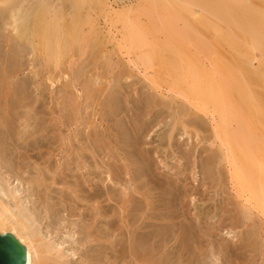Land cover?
<instances>
[{
	"label": "rangeland",
	"instance_id": "rangeland-1",
	"mask_svg": "<svg viewBox=\"0 0 264 264\" xmlns=\"http://www.w3.org/2000/svg\"><path fill=\"white\" fill-rule=\"evenodd\" d=\"M32 1L31 0L28 1V6L30 8L36 6L39 7L41 14V30L38 39L36 37H32L31 45H35L39 53L43 56V61H44L42 65L43 72L45 71L44 73L46 75L47 73L53 70L54 72H56L57 75H59L58 76L59 81L61 78H64V76L67 74L70 83L72 84V86H70L72 89V93H71L70 92L71 89L69 90V86L67 87L68 83H66L64 79H61L66 84L63 81H60L59 84H57V92L54 100L55 105L58 102L59 106L57 107L60 109L63 107L64 110L62 112L57 111L55 118L58 119L61 117L60 121H62L63 123L65 122L66 127L61 126V128H59L60 125L55 123L56 120L53 123V122H45L43 121V119H41L38 122V126L40 127L37 128H41L45 125L46 126L45 128L46 129L48 128L50 130V131L48 129H47L48 131L46 130V132L49 134L47 135L51 137L50 140H52L53 137L52 135H54L57 138L58 137L57 135H61V134H62L61 136H64L66 138L67 137L72 138L73 139L72 145H74L73 147H76V150L75 148L73 147L72 148L76 154H78L77 150L80 151V149L84 146L86 142H88V140L91 141L89 142V144H87L88 148L91 150L90 152H92L93 150V153L94 151L97 153V154L94 153V155L90 153L91 156L90 169L92 168L90 178L92 184H94L95 186L97 187L99 186L100 178L97 176V171H99L98 166H101L100 163L99 164L96 163H98L99 160L101 162L103 159L108 163H106L107 165L106 167H102L100 169L103 171L104 169H106L108 172L110 171L109 174L106 172V174L108 175L106 174L103 175L104 179L106 180L109 179L108 181L104 180L106 181V183L107 182L109 184L111 183V176L113 177L114 181L116 180L115 182H120L118 180L119 178H121L122 180V178L128 179V176L129 178L133 177V180L140 187L139 189L148 188L151 189L154 194H156L154 200L152 201L153 207L155 206L157 209L166 208L167 210L166 213L164 210H162L160 213L159 212L153 213L154 222L151 220L153 226L151 225L152 226L151 228L146 227V230H144V232L142 231L144 234H142V232L138 228H141L142 223H144L143 221L146 220V216L149 217L150 216L149 213H151L150 211L149 212L147 211L146 216L142 215L146 207L147 199L145 197L137 196V194L135 195L136 198H134L135 196L133 197L131 195L130 197L127 194L123 195L121 191L126 192L127 190H125L124 188H123L124 190H122L121 186H116L118 184L114 185L115 186L114 190L112 189L113 194L115 195L116 192L119 191L117 192L116 196L114 195L117 200L114 197L113 199L118 202L121 201V204L119 203L120 205H118L114 201L108 203L110 205L107 204V206H110L111 208L109 207V210L107 209V213L105 211L107 217L103 218V222L94 220L95 218L94 214L92 211L89 212L88 210L90 209L88 208L86 209L87 212L85 210H84L85 212L81 210L79 212L76 211L74 214L71 213L70 210L65 211L63 207H61L62 205H59L60 194L55 193L56 188H58L59 185L58 186L54 185L55 187L51 186V188L54 187V190L50 189L53 193L50 191L51 193L49 192L47 196L49 195L48 197H50V195L52 194L51 195L52 198L46 197L45 193L47 192L45 186V188L40 187L41 192L38 193V195L37 192L32 191V194L33 195L35 194L36 196L32 195V198L30 199L29 196L31 195V191H30L31 187L27 185H25L24 187L22 186L20 187L21 189H23L22 192L25 191V194L22 195L23 198L25 197L24 199L26 198L29 199L30 202L32 201L33 204H35L36 207H38L39 209L38 211L35 207L34 209L37 212H39V216L41 215V213L42 215L44 214V208L48 206L49 208H51L50 206L52 205H53L52 209L56 212V213L54 211L52 212L53 213L52 216L54 215L55 217L53 216L52 218H47V220L46 218H44L43 221L40 223L41 225L40 224L37 225L38 230L40 229L41 226L42 230L40 229V231L42 233L44 232L43 234L44 237L46 235V238L44 240V245L58 241H59L58 243L60 244L61 243L65 244L64 246L62 245L61 255H59V256H63L62 261L63 262L66 261L65 264L67 262L70 263L69 261H71V263L76 262L75 264H79L84 260L85 257H87L89 260H93L90 261L93 264H110L112 262H115L112 264H117L118 262H119L118 264H122L123 258H125L124 260L127 259L128 261V262H124L123 260V264L124 263L131 264L130 263L131 258H134L135 260L137 258L147 259V260L151 259L152 261L150 260L149 262L153 264H165V263L166 264H187V263L188 264H192V263L193 264H202V263L203 264H264V217L261 214H259L257 211H255V213L250 216L249 215L247 217L244 216L243 209L241 207L242 205L234 196L235 194L234 188L229 182V177L224 167L222 168L223 171L221 169L222 171L221 174L224 175V176L222 175L221 179L224 180V182L220 181L218 183L215 180L214 183L212 182L213 181L212 179L208 178V173L209 171L212 170L209 169L206 163V158L208 157L210 151L215 150V147L212 146V144L207 139H204L205 136L207 138L208 134L202 131L200 135L197 136L195 133L189 132L190 131L189 130L188 132L192 136L183 135V131L180 130L179 128L180 126L179 127L177 126L178 129L176 127L175 131L171 133L168 127L171 119L168 117V114L166 112L167 110L164 109L166 111H164V113L162 114H159L160 115L159 117L153 115L155 110L157 109V108L153 109L154 105L155 103H157V101H159V98L155 97L153 92L149 91V89L146 87L148 84L155 85L152 81H154L155 83L158 82V85H162V86L165 85V88L168 87L165 89V91L168 94H173L172 91L183 87L184 85H186V82H191L192 84H194L197 80L201 81L202 75L200 69L201 65L199 61L202 60L206 64V68L209 70V68H211V66L215 64V62H217V58L220 57V48L226 49L225 46H223L222 42H226L232 37V30H231L232 28L228 29V26L232 27L231 15L237 4L255 5V7L260 8V6L264 7L263 0H35L33 2ZM115 13H122L126 16L124 19L117 20L114 15ZM5 51L6 50L3 44L0 42V71L1 68L3 67L2 63L6 56ZM143 57H146L144 61L142 60ZM134 62H137L138 64V65L136 64L137 68H134L135 67L133 65ZM197 66L200 67L199 70ZM137 70L140 73L137 72ZM63 71L66 74H63ZM120 73H122V75H120ZM126 73L129 74V76L125 75ZM151 75H153L155 79L154 78L152 79ZM65 79L67 80L66 77ZM117 80L120 81L116 82ZM43 85H44V92L42 95V101L46 106L50 107L51 106L50 97L53 95L51 94V89L47 87L48 86L47 83L43 82ZM208 85L209 84L205 82L204 86L206 87ZM85 86L86 89L88 88L89 90L87 89L85 91ZM142 86L144 87V89ZM61 87L62 89H64L63 91L65 90L66 91L63 92ZM81 87H83V89ZM81 90H83V92ZM142 92L145 93L144 94L145 96L143 95ZM57 96L59 97L57 98ZM77 96L79 97L77 98ZM76 99L77 101H75ZM66 101L68 102L66 103ZM69 101L70 104L72 103L71 105H68ZM63 103L67 104L66 108L67 107L69 108L66 109ZM79 104L82 105L80 106ZM105 105H107V108L106 107L104 108ZM72 107L74 108L75 111L73 110ZM69 109L72 110L71 113H69L70 112ZM152 109H153V113H151ZM67 110L69 111L67 112ZM127 110H129L130 112ZM48 113L49 110L47 112L46 118L48 117ZM202 118L204 120L207 119L205 116H203ZM68 120L70 122H68ZM159 120L162 122H160ZM39 123H41L42 125H40ZM133 124H135L136 126ZM147 124L154 125L155 128L153 127L152 130L153 132L149 130V126H147ZM155 124L157 125L155 126ZM51 126H53L54 128H50ZM147 127H148L147 131L149 133L147 131L146 132L143 131V129L145 130ZM204 128L207 129L208 126L206 125ZM108 129L110 131L107 132L106 130ZM86 132L88 137L90 136L88 140H87ZM111 133L115 135V137L117 138H115ZM145 133L147 135L144 136ZM2 134L3 133L1 132L0 139L1 138L3 139H1L0 144L2 145L4 143L2 146L4 148L5 145L6 149L8 148L7 149L8 153L9 150L11 151V153L15 151V153L13 152L14 154H16L18 150L21 151L22 154L24 151L25 153L28 152L26 154H30L29 156H32L30 161L33 162L30 163L29 159L26 158L27 160H25L22 156H21L22 158L20 157L19 159L18 154L20 152L16 154L17 156H15L14 161L19 162L18 160L23 159L22 163L23 164L25 162L27 163L24 165L28 166L29 165L28 162H29L31 166L30 168H33L35 161L39 163L43 162L42 158L39 160L38 157L39 151L49 150L50 152L52 151L54 152V153L52 152L53 155L51 154L47 156L50 163L52 162L51 165L49 163V167L51 166L50 169L52 171V167L54 166L53 171L55 170L54 169L55 160L60 159L63 152V151L61 152V150L59 151L58 148H60L59 146L60 142L57 143L56 138L53 137L55 140L52 141L51 143L52 145L49 144L50 146L41 143L42 141L39 140V138H37L36 140H39L40 143H37L36 140H34L36 143L33 142V140L29 141L28 145H30L31 148L30 147L28 148H30L31 150H29L27 146L25 145L22 146L20 144L19 146H21V148L19 147L20 149L16 150L17 144L13 142V146H12L10 145L12 143H9L11 142L9 138L11 135L8 137V135L6 134L2 135ZM109 135L110 136L112 135L113 140L115 139L114 147H118L116 148L117 150L119 149L118 151L109 150L110 147H108V145L110 142L108 141L110 140L113 141L111 138L108 139L110 137ZM83 136H85V138H83ZM91 137L92 139L94 138L95 142L91 139ZM81 139L83 141V146L81 145L82 144ZM79 140L81 141L80 146L78 145L80 142ZM99 140L101 143H99ZM54 142H56L57 144ZM106 142H108V144ZM30 143H34V145ZM35 144H37V146L39 147L41 146L40 144H43L46 147L43 148L41 147L39 149V147L37 148ZM131 144H132V148H129V146L131 147ZM133 145L135 146V148L133 147ZM162 145L164 147L163 149L159 147ZM35 146L37 150H32V148L35 149ZM49 147L55 149V151L52 150L51 148L48 149ZM138 147L140 148L138 149ZM25 148L28 149L29 151L24 150ZM127 148L129 150H127ZM133 148L135 149L134 151L131 150ZM158 149H161L160 150L161 152ZM157 151L159 152L157 153ZM35 152L38 154H36ZM117 152L118 154L122 152L119 154L122 156L121 158H118L119 155H117ZM130 152H134V153H130ZM98 153L101 155H99ZM58 154H61V156H58ZM35 155L39 161L37 159L35 160L34 158ZM46 155L47 154H45L44 156ZM187 155L189 157H187ZM7 156L8 158L10 157L9 154ZM134 157L136 158L134 159ZM0 158L2 160V157ZM123 158L126 160L124 161ZM1 160H0V164L1 163L3 164L7 160L9 161L7 157L3 158L2 161ZM141 161L142 162L146 161L143 164H147V165H143ZM110 163L112 164L111 165L112 167L109 165ZM13 164L16 163H12L10 167L8 166L9 163L8 165H5L4 171H7L6 170L7 166L9 167L8 169L10 170L14 168L13 166L15 165ZM43 164L41 165V168L43 166L42 169H44L46 166L45 164L44 165ZM131 165L132 167H127ZM146 166L147 167L149 166L148 169L146 168ZM144 168H146L147 171ZM151 169L153 171H151ZM148 170L153 173L154 179L151 182L153 184L147 187H143L144 185L143 184L141 185V183H143L145 180L143 174L144 176H146L145 174L149 172ZM92 171L93 173L96 172V174H92ZM126 172L130 173V175L126 176L127 175L125 174ZM30 173L26 174L25 178H31L32 176L36 177V174L34 173L30 174ZM124 174L125 176L123 177L122 175ZM5 175H10V174H5ZM109 175L110 177L108 178ZM118 176L119 178L116 179V177ZM141 177L143 180L140 179ZM13 180L14 179H12V181ZM158 180L162 182L160 183V181ZM71 181H73L74 183L76 179H73ZM156 181L159 187L157 186V183H155L156 185L154 184V182ZM48 182L50 183V179L49 181L47 180L45 183L47 184ZM163 182L165 184L164 186L162 185ZM166 184H169L170 186L166 187L168 186ZM184 185H186L185 186L186 190L184 189ZM153 188L159 191L155 193L156 190L153 191ZM27 189L30 192L27 191ZM97 189L98 188H96L94 191H98ZM186 191L188 196L184 199L183 196L186 195ZM66 193L65 195L68 198V196H70L69 195L70 193L69 192ZM96 193L97 192H92V194L96 196L98 195L99 191L97 194ZM169 195H171L170 198ZM125 196H128V198H126ZM43 197L47 198V200L43 199ZM124 197L125 199L129 200V201L126 200V202H129L128 204L131 203L127 207V210L137 209L136 215L133 214L135 212L134 210L133 212L130 210L128 212L126 210L124 212L125 214L122 213L123 211L120 210L121 209L120 206L123 205L122 201ZM118 198L120 199L122 198V199L118 200ZM144 198L146 201L144 200ZM182 199L185 201V203L184 201H180ZM130 200H133V203ZM47 201H49V203H47ZM46 203L47 206L43 207V205L45 206ZM92 205H93L92 209L96 207L94 204ZM180 205L181 207L185 208V211H188V214L190 213L189 217L191 218L190 219L188 217L187 220H185L183 226H179L182 225L179 222H181V220L183 221V219L180 217L181 214L180 212H182L180 209ZM187 208L190 210H188ZM200 210H202V212ZM119 212H121L122 214H119ZM90 213L92 214L90 215ZM129 213H132L133 215ZM84 214H86L87 216L86 215L84 216ZM140 215L144 216L143 218H141V221L139 219L138 220L136 219L142 217ZM162 215L164 216L165 221L168 220L167 222H164ZM125 216H127L128 218L127 217L125 218ZM160 216H161V221H160ZM171 216H173L172 217L173 219L171 218ZM82 217L84 218V220ZM121 218L124 223L123 225L121 222ZM128 219L129 221H126ZM157 219L159 223H156L158 222ZM148 220L149 219H147L146 221ZM172 220L174 221L172 222ZM175 220H177L176 222H178V225L175 222ZM132 221H135L133 222L134 224L132 223ZM186 221L187 222L191 221V222L187 223ZM126 222L129 224L126 225ZM136 222L140 223V225ZM130 223H132L131 226ZM163 224L166 226H164ZM111 225L112 226L114 225V227H112ZM128 225L132 228L130 229V231H128V228H124L126 226L128 227ZM60 226L61 228H59ZM109 226H111V228ZM74 227L76 228L74 229ZM181 227L184 230L183 233L181 232L180 229ZM87 228L89 229L87 230ZM106 228L108 230H106ZM123 229L124 231H122ZM74 230H76L75 231L77 234V235L75 234L76 237H74L75 236ZM84 230L88 234L86 233L84 234ZM113 230L114 232L116 231L117 234L119 232L120 233L118 234L119 236L116 235V233H113ZM134 231L136 233L138 232L137 234L139 235L136 236L135 235L136 233ZM147 231H150L149 233L152 236H149V234L145 235V232L147 234ZM90 232L94 233L93 236L91 235L92 236L91 241L94 242L90 241L88 246H85L86 247L85 250V247L84 245H82L81 241H83L86 235H90ZM109 232L112 233L110 236H108V234H110ZM151 232H153L154 237ZM162 232L166 233V235L163 234ZM194 232L196 235L193 234ZM140 233L142 236L140 235ZM160 233L161 236L159 235ZM49 235L52 236L49 237ZM70 235L71 236L74 235L73 238H71ZM113 235H115V237H113ZM163 235L165 236L163 237ZM178 235L180 236V238L178 237ZM125 236L127 237L125 238ZM145 236L146 237L148 236L149 238L150 237L153 238V242L150 243L149 238L146 239ZM158 236H160L161 238L163 237V240ZM198 236L200 237L199 240L202 239V241H200L201 243L197 239L199 238ZM165 237L167 239H164ZM47 238H49L51 241ZM74 238L78 239L79 241L75 240ZM101 238L103 241L101 240ZM107 239L112 244L110 242L107 243L104 242ZM160 239L161 241H159ZM122 240L124 243L122 242ZM156 240H158L157 241L158 243L156 242ZM167 240L170 242L166 247H163V245L165 246ZM125 242L129 246H125L126 245ZM92 243L93 245L91 246L93 247L91 248L90 244ZM104 244H106L107 246L106 245L104 246ZM113 244L115 247H112ZM195 246L197 247V250H195L196 249ZM162 247L165 248L166 250L163 249ZM198 247L200 248L201 253L198 251L199 249ZM179 248L181 249V251ZM113 249H115L116 251H114ZM134 249L136 250L137 253H134L135 251ZM178 250L182 253V255L180 252H178ZM70 251L72 252V254ZM75 251L76 253L77 252L78 253L76 254ZM148 251H150V253H148L149 255L146 253ZM138 252L142 254L137 255ZM196 252L197 253L199 252V254H197ZM185 253L187 254L185 257H183ZM69 254H71L72 257H74L73 256L74 254H76L77 257L75 256L74 258H71ZM106 254L109 256H107ZM125 254H127L128 256L126 255L125 257L124 256ZM134 254L135 256H137V258L133 256ZM144 254L148 256L146 257V255ZM105 255L106 258H104V260L106 262H103L104 261L103 257ZM59 256L56 257L54 256V257L59 258ZM152 257L154 258L152 259ZM77 258L80 259V261ZM177 258L180 260V262L178 261ZM186 258H188L189 260ZM106 259L107 260L109 259V261L111 260L110 263ZM163 259L165 261H163Z\"/></svg>",
	"mask_w": 264,
	"mask_h": 264
},
{
	"label": "bare ground",
	"instance_id": "bare-ground-1",
	"mask_svg": "<svg viewBox=\"0 0 264 264\" xmlns=\"http://www.w3.org/2000/svg\"><path fill=\"white\" fill-rule=\"evenodd\" d=\"M28 1L29 0H0V42L3 44V46L6 50L5 51L6 56H5L4 61L2 63L3 67L1 66L2 68L0 71L1 72L0 73V134L2 132L3 134L8 135V137L11 135L9 137L11 142H9V143H12L10 145L13 146V142H15L17 144L16 150L21 148V146H19V144L22 146L25 145V146H27V148L28 147L31 148V146L28 145L29 141L33 140V142H35L34 140H36L37 138H39V140L42 141L41 143H44L45 145L50 146L49 144H51L52 141L55 140L54 138H56V137L54 135H52L54 138L52 137V140H50L51 137L48 136L49 134L46 132V130L48 128L46 129L45 125L41 128H37V127H40V126H38V122L41 119H43V121H45V122H53L54 123V121L56 120L55 123L60 125V127L58 126L59 128H61V126L66 127V123L65 122L63 123L62 121H60L61 117L58 119L55 118L57 111L62 112L64 110H63V107L61 108L62 110L60 108H58L57 106H59V104L56 101L57 104L55 105L54 100H55V95L57 92V84H59L60 81H63L61 79H64L66 81V83H68L67 87L69 86V90L71 89L70 86H72L67 74L64 73V71H63V74H66V75L64 76V78H61L60 81L58 78L59 75H57L56 72H54L53 70L50 71L49 73L46 72L47 73L46 75L44 73L45 71L43 72V69H42V65L44 62L43 56L39 53V51L35 45H31L32 37H36L38 39L39 34H40V30H41L40 9L37 6L30 8L28 6ZM33 1H35V0H33ZM263 2H264V0H263ZM251 4H253V3H251ZM258 6H260V5H258ZM114 15H115L117 20L124 19L126 16L122 13H115ZM231 20H232V23H231L232 27L228 26V29L232 28L231 29L232 30V37H231V39L227 40L226 42H222L223 46H225V48L227 50L224 48L223 49L220 48V57L217 58V62H215V64H213L211 66V68H209V70L206 68V64L202 60L199 61L201 68L198 66L197 67H198V70H199V68L201 69V75H202L201 81L197 80L194 84H192L191 82H186V85H184L183 87L172 91L173 94H168L165 91V89L168 87L165 88V85L164 86L158 85V82L155 83L154 81H152L155 85L151 84L152 85L151 86L148 84L146 87L149 89V91L153 92L155 97L159 98V101H157V103H155V105H154L153 109H156V108L157 109L155 110L153 115L154 116L156 115L159 117L160 116L159 114H162V113H164V111L167 110L166 112L168 114V117L171 119V121L168 125L171 133H173L175 131L177 126L178 127L180 126L179 128H180V130L183 131V135L188 136V135H190L189 132H193L198 136V135H200V133L202 131L208 134L207 138L205 136L204 139H207L212 144V146L215 147V150L210 151L208 157L206 158V163H207L209 169L212 170V171H209L208 178L212 179L213 180L212 182H214V183H215V180L218 183L220 181L224 182V180L221 179L222 175H223V174H221L223 171L222 168L224 167L226 170V173L229 177V182L234 188V191H235L234 196L239 201V203L242 205L241 207L243 209L244 216L245 217H247L248 215L250 216V215L254 214L255 211H257L259 214H261L264 217V7L260 6V8H257V7H255V5L237 4V6L234 8V10L232 12ZM144 59H146V57L142 58L143 61H144ZM136 64H137V62L133 63V65L135 66L134 68H137ZM137 72H139V71L137 70ZM120 75H122V73H120ZM123 75H124V73H123ZM125 75L129 76V74H127V73ZM128 76H126V77H128ZM132 76H134V75H132ZM151 76L153 79L154 76L153 75H151ZM65 77L67 78L68 82L65 79ZM119 81L117 80L116 82H119ZM144 81H145V79H144ZM43 82L47 83V85H48L47 87H49L51 89V94L53 95L50 97V99H51V102H50L51 106L50 107L46 106L44 104V102L42 101V95L44 92ZM205 82L209 84L206 87L204 86ZM86 86H85V91L88 89V88L86 89ZM81 88L83 89V87H81ZM119 88H122V87H119ZM61 89H62V87H61ZM143 89H144V87H143ZM63 90L64 89H62V91ZM65 91H63V92H65ZM81 91L83 92V90H81ZM70 92L72 93V89ZM144 94L145 93H143V95ZM58 97L59 96H57V98ZM78 97L79 96H77V98ZM146 97H147V95H146ZM96 99H97V97H96ZM75 101H77V99ZM67 102L68 101H66V103ZM71 104L69 101L68 105H71ZM66 105L67 104H64L65 108H66ZM105 107L107 108V105H105L104 108ZM147 107H148V105H147ZM152 107H153V105H152ZM67 108H69V107H67ZM66 109H65V111H66ZM153 109H152L151 113H153ZM164 109H166V110H164ZM48 110H49V113H48V117L46 118ZM69 110H67V112ZM73 110H74V108H73ZM127 111H129V110H127ZM71 112H72V110H70L69 113H71ZM133 112H134V109H133ZM41 115H42V117H41ZM201 115L205 116L207 119L204 120L202 118L203 116H201ZM133 116H132V118H133ZM68 122H70V121L68 120ZM160 122H162V121H160ZM39 124L42 125L41 123H39ZM133 125H135V124H133ZM156 125L157 124H155V126ZM206 125L209 128V129L207 128L208 130L204 128ZM69 126H71V125H69ZM147 126H149V130L151 132H153L152 130H153L154 125H148L147 124ZM178 127H177V129H178ZM50 128H54V127L51 126ZM67 128H65V129H67ZM143 128H141V129H143ZM147 129H148V127L145 130L143 129V131L146 132ZM106 131L108 132L110 130L108 129ZM45 132H46V134H45ZM140 132H142V131H140ZM53 134H54V132H53ZM61 135H57L58 137L56 138V140H57L56 142L57 143L60 142V145H59L60 148H58V149H59V151L61 150V152L62 151L63 152H62V156H61V154H58V156H61V157H60V159L55 160V168H54L55 170L54 171H53L54 166L52 167L53 172L50 169L51 166L49 167L50 161L47 157L48 155H51L53 151L50 152L49 150H46V151L40 150L39 156L38 155L37 156L39 157V160L42 158L43 162L39 163V162L35 161L34 167L30 168L31 167L30 163L33 161H30L32 156H29L30 154H26L28 152L25 153V151H24L23 152L24 155H23L21 153V151L18 150V152H20L19 154H22V155L18 154L19 159L21 156L25 160L29 159L30 163L27 161L29 165L26 166V165H24V164H27L25 161H24L25 162L24 164L22 163L23 159L18 160L19 162L14 161V158H15V156H17L16 154L18 152H16V154H14L15 151H13L14 153L13 152L11 153V151L9 150V153H8L7 152L8 148L6 149L5 145H4V148L6 150L3 148V146H2L4 144L3 142H6V141H3L2 145L0 144L1 145L0 146V157H2V160L5 157H7V159H9V161L8 160L6 162L3 161L4 163L0 164V233L1 234H12L26 248V252H27V263L26 264H65V262H66V261L65 262L62 261L63 256H59V255H61V247H62V245L64 246L65 244H62V243L60 244V243H58L59 242L58 241V242H52V243H49L47 245H44V240L46 238V235L44 237V235H43L44 232L42 233L40 231L41 226H40L39 230L37 228V225H39L43 221L44 218H46V220H47V218H52L54 216V215L52 216V214H53L52 212L54 211L52 209L53 205L50 204V205H52V206H50L51 208H49V206L46 207L47 203H49V201H47L45 206L43 205V207H46V208H44V214L42 215V213H41L40 216H39V212H37L39 210L38 207H36V205L33 204L32 201L31 202L29 201V199L32 198V195H33L32 191L37 192V195H38V193L41 192L40 187L45 188V186H46V188H45L46 192H47V193H45L46 197L52 198L51 197L52 194L50 195V197H48L49 195L47 196V194L51 191L50 189L54 190V187L59 185L60 187L58 186V188H56V192L55 191L54 192L57 194H60L59 205H62L61 207H63V209L65 211L70 210L71 213L74 214L76 211L79 212L81 210L82 211L85 210L87 212L86 209L88 208V209H90V210H88L89 212H91V211L93 212L94 217H95L94 220L99 221V222H103V218L107 217V215H106L107 209L109 210V207H110V206H107V204L111 203V201L116 202L118 205L121 204V201L118 202V201H116L117 199L115 198V196L117 195V192H119V191L116 192V195L113 194V191H112V189L114 190V188H115L114 185L118 184L116 186H121L122 190H124V189L127 190L126 192L124 191L125 193L120 190L121 193H123V195L127 194L129 196L131 195L134 197L137 194V196L145 197L147 199V201H146L144 198V200L146 201V207H145V210H144L142 215L146 216L147 211L148 212L150 211L151 213H149V215H150L149 217L146 216V220L149 219L148 221L144 220L143 221L144 223L141 222L142 223L141 228H138V229H140L141 232L142 231L144 232V230H146V227L151 228L153 226L151 223L153 221V217H154L153 213H158V212L160 213L162 210H164L166 213V211H167L166 208L165 209H157L155 206L153 207L152 201L154 200L156 194H154L152 192V190L148 189V188L147 189L146 188L139 189L140 187L133 180V177L129 178L128 175H130V173H127V172L125 173V174H127L126 176H128V179L122 178V180H121V178H119V176L116 177V179L119 178L118 180L120 182H115L116 180L114 181L113 177L111 176V183L109 184L107 182L108 183L107 184L106 181H108L109 179H107V180L104 179L103 175H105L106 172L109 174L110 171L108 172L106 169L103 168L104 171L106 170L104 172L103 170L100 169L102 167H106L107 166L106 163H108V162L104 161L103 159L101 162L99 159H98L99 160L98 163L95 162L96 164H99V163L101 164V166H98V169L100 172L97 171V176L100 179L98 177L97 178L101 182L99 181L98 187L95 186L94 184H92L91 178H90L91 169H92V168L90 169V167H91L90 166V163H91L90 162V160H91L90 159L91 158L90 153H92L94 155V153H96V152L94 151V153H93V150H92V152H90L91 150L88 148L87 144H89V142H91L88 140L90 136L88 137L87 132H86L88 142H86L83 146V141L81 139V141H82L81 145L83 147L82 148L80 147L81 148L80 151L77 150L78 154H76L73 151V148H75V150H76V147H73L74 145H72L73 139L70 137L66 138V137L61 136ZM112 135L111 136L109 135L110 137L108 136L109 137L108 139H110V138L112 139ZM145 135H147V134L145 133L144 136ZM85 136H83V138H85ZM113 136L115 137V135H113ZM190 136H192V135H190ZM115 138H117V137H115ZM1 139H3V138H1ZM1 139H0V143H1ZM91 139H92V137H91ZM39 140H36L37 143H40ZM92 140L94 141V138ZM114 140L113 141L107 140L108 142H110L108 145V147H110V149L108 148L110 151L111 150H117L116 148H118V147H114L115 146ZM81 141L78 144L79 146H80ZM84 141H85V139H84ZM56 142H54V143H56ZM108 142H106V143L108 144ZM134 142H135V140H134ZM9 143H7V144H9ZM99 143H101L100 140H99ZM30 144L34 145V143H30ZM119 144H120V142H119ZM141 144H140V146H141ZM35 145L37 146V144H35ZM40 145L41 146L40 147L37 146V148L39 147V149H40L41 147L42 148L46 147L43 144H40ZM159 145H161V144H159ZM36 146H35V149L32 148V150H37ZM51 147H49L48 149H50ZM56 147H57V145H56ZM133 147L135 148L134 145H133ZM159 147H161L162 149L164 148L163 145L159 146ZM30 148H28V149L31 150ZM129 148H132V144H131V147L129 146ZM134 148L131 150L134 151L135 150ZM139 148L140 147H138V149ZM28 149L25 148L24 150L29 151ZM136 149H137V147H136ZM52 150L55 151V149H52ZM122 150H123V148H122ZM127 150H129V149L127 148ZM158 150L160 151L161 149H158ZM159 151H157V153ZM30 152H32V151H30ZM120 153H122V152H120ZM130 153H134V152H130ZM130 153H128V154H130ZM8 154L10 155L9 158L7 156ZM36 154H38V153H36ZM45 154H47V155L44 156ZM119 154L117 152V155H119ZM99 155H101V154H99ZM58 156H56V157H58ZM50 157H52V156H50ZM121 157L122 156L119 155L118 158H121ZM187 157H189V156L187 155ZM34 158H35V160L37 159L36 155L34 156ZM53 158H55V157H53ZM124 158H123V160L125 161L126 159H124ZM135 158L136 157H134V159ZM115 159H117V158H115ZM0 160H1V158H0ZM94 160H95V158H94ZM129 160H131V159H129ZM107 161H108V159H107ZM146 161H148V160H146ZM145 162H142V164ZM8 163H9V165H8ZM12 163H16V164H13L15 166H13L14 168H12L10 170L8 168L10 167V165H12ZM41 163L42 164L44 163L46 165L44 169H42L43 166L41 168V165H42ZM51 163H50V165H51ZM5 165L9 166V167L8 166L6 167L7 171H4ZM109 165L111 166L112 164L110 163ZM143 165H147V164H143ZM111 167H110V169H111ZM123 167H124V164H123ZM127 167H132V165L127 166ZM143 167H145V166H143ZM148 167L146 166L147 169H148ZM108 168H109V166H108ZM146 168H144V169L147 171ZM98 169H96V170H98ZM221 169H222V171H221ZM127 170H129V169H127ZM206 170H208V169H206ZM123 171H126V170H123ZM151 171H153V170L151 169ZM151 171L147 172L145 174L146 176H144V174H143V177L145 180L143 183H141V181H140L141 185L142 184L144 185L143 187H147V186H150L151 184H153L151 182L153 181L154 178H153V173ZM30 172L32 174L33 173L36 174V177L32 176L31 178H25V175L29 174ZM130 172H133V171H130ZM5 174H10V175H5ZM92 174H96V172L93 173V171H92ZM108 174H106V175H108ZM125 174L122 176L124 177ZM110 175H112V174H110ZM110 175L108 176V178L110 177ZM154 175H155V173H154ZM6 176H8V177H6ZM113 176H114V174H113ZM134 178H135V176H134ZM12 179H14V180L12 181ZM49 179H50V183L48 182L46 184L45 182L47 180L49 181ZM73 179H76V181L74 183H73V181H71ZM140 179H142V177ZM209 179H207V180H209ZM223 179H224V177H223ZM104 180H106V181H104ZM158 181H160V180H158ZM161 182L162 181H160V183ZM155 183H157V181L154 182V184ZM25 185L31 187V190H30L31 191V195H30L31 197L29 196V199H27V198L24 199L25 197L23 198V196H22L23 194H25V191L22 192L23 189H21L20 187H22V186L24 187ZM162 185L163 186L165 185L164 182L162 183ZM166 185H168L166 187L170 186L169 184H166ZM51 186H54V187L51 188ZM157 186H158V183H157ZM185 186L186 185H184V189L186 190ZM63 187H65V188H63ZM143 187H141V188H143ZM152 187H154V186H152ZM158 187H157V189H158ZM96 188H98L97 190L99 191V193H98V191H94ZM28 189H27V191H29ZM160 189H161V186H160ZM191 189H190V191H191ZM154 190H156V189L153 188V191ZM157 191H159V190H156L155 193ZM187 191H186V195L183 194L184 199L188 196ZM66 192L70 193L69 194L70 196H68V198L65 195ZM92 192H97L98 195H96L97 194L96 193L95 194L96 196H94L92 194ZM111 192H112V194H111ZM111 195H113V196H111ZM33 196H36V195L34 194ZM113 197L116 200H114ZM125 197L128 198V196H125ZM125 197L122 201L123 205L120 206L121 207L120 210L123 211L122 213H124L127 210V207L131 204V203L128 204L129 202H126V200H128V199H125ZM170 197H171V195H169V198ZM38 198H40V197H38ZM47 198L43 197V199H46V200H47ZM134 198H136V196ZM119 199L120 198H118V200ZM176 200H178V199H176ZM50 201H51V199H50ZM130 201H132V203H133V200H130ZM180 201H184V200L182 199ZM91 203L94 204L96 207L92 209L93 205ZM184 203H185V201H184ZM184 203H183V205H184ZM31 204L33 205V207ZM108 205H110V204H108ZM34 207L37 209V211L34 209ZM132 208H133V206H132ZM114 209H116V208H114ZM180 209L182 211V212H180L181 213L180 217L183 219V221L181 220V222H179L180 224H182L179 226H183L185 220H187L190 213L188 214V211H185V208L181 207V205H180ZM242 209H241V211H242ZM120 210H118V211H120ZM129 210H127V211L129 212ZM133 210H130V211L133 212ZM188 210H190V209H188ZM105 211H106V213H105ZM134 211L135 212L133 214L136 215L137 209ZM140 211H138V212H140ZM200 211L202 212V210H200ZM128 212H127V214H128ZM122 213L119 212V214H122ZM91 214L92 213H90V215ZM129 214H132V213H129ZM187 214H188V216H187ZM203 214H204V212H203ZM82 215H83V213H82ZM85 215L86 214H84V216ZM142 215H140V216H142ZM154 215H156V214H154ZM238 215H239V213H238ZM127 216H125V218ZM137 216H138V214H137ZM144 216H142L140 218H136V217L135 218L137 220L139 219L141 221V218H143ZM157 216H159V215H157ZM72 217H74V216H72ZM172 217L173 216H171V218ZM232 217H234V216H232ZM84 218H83V220H84ZM90 218H91V216H90ZM117 219H118V217H117ZM123 219H124V216H123ZM129 219L126 221H129ZM154 219H156V218H154ZM164 219L165 218L163 216V220ZM240 219H241V217H240ZM118 221H120V220H118ZM157 221H158V219H157ZM160 221H161V216H160ZM167 221L164 220V222H167ZM173 221L174 220H172V222ZM176 221L177 220H175V222ZM121 222L123 225L124 223L122 221V218H121ZM133 222H135V221H132V223ZM169 222H170V220H169ZM190 222L188 221L187 223H190ZM132 223H130V226ZM136 223H138V222H136ZM156 223H159V221ZM176 223L178 225V222H176ZM176 223H175V226H176ZM127 224H129V223L126 222V225ZM138 224L140 225V223H138ZM238 224H239V222H238ZM169 225H171V224H169ZM169 225H167V226H169ZM173 225H174V223H173ZM111 226H109V227L111 228ZM116 226H118V225H116ZM130 226L128 225V227L126 226L124 228H128V231H130V229H132ZM155 226H156V224H155ZM164 226H166V225H164ZM112 227H114V225ZM59 228H61V226ZM75 228L76 227H74V229ZM84 229H85V227H84ZM88 229L89 228H87V230ZM97 229H98V227H97ZM180 229H181V232L183 233L184 232L183 228L181 227ZM106 230H108V229L106 228ZM106 230H105V232H106ZM75 231L76 230H74V235L76 234ZM122 231H124V229ZM56 232H57V230H56ZM111 232H112V230H111ZM111 232H109L110 234L107 233L108 236H110L112 234ZM143 232H142V234H144ZM149 232L150 231H147V234L145 232V235L149 234V236H152V235H150ZM154 232H156V231H154ZM85 233H86V231L84 230V234ZM113 233H116V231L114 232V230H113ZM137 233L135 234L136 236L139 235ZM151 233L153 234V232H151ZM182 233H179V234H182ZM72 234H73V232H72ZM86 234H88V233H86ZM93 234H94L93 232H90V235H86L85 238L83 239V241H81L82 245H84V247L88 246V244L91 241ZM118 234H120V233L118 232ZM118 234L116 233V235H118ZM163 234L166 235V233H163ZM193 234H195V232ZM201 234H203V233H201ZM76 235L74 237H76ZM98 235H100V234H98ZM140 235H141V233H140ZM159 235L161 236V233ZM165 235H163V237ZM51 236L49 235V237H51ZM70 236H68V237H70ZM73 236H71V238H73ZM120 236H122V235H120ZM156 236H157V234H156ZM156 236H155V238H156ZM160 236H158V237H160ZM83 237H84V235H83ZM113 237H115V235H113ZM126 237L127 236H125V238ZM153 237H154V234H153ZM163 237L162 238L160 237V238L163 240ZM169 237H168V240H169ZM178 237L180 238L179 235H178ZM183 237H184V234H183ZM147 238H149V237L147 236L146 239ZM47 239H49V238H47ZM161 239L159 241H161ZM164 239H167V238L165 237ZM197 239L199 240L200 237ZM75 240H78V239H75ZM101 240H102V238H101ZM107 240H105L104 242H106V243L110 242L109 240L108 241ZM112 240H114V239H112ZM123 240H122V242H123ZM168 240L165 243V246L163 245V247H166L168 245V243L170 242ZM157 241L158 240H156V242ZM200 241H202V239L199 240V242ZM91 242H94V241H91ZM149 242L152 243L153 238L150 237ZM185 242H186V240H185ZM193 242H194V240H193ZM76 243H77V241H76ZM118 243H119V241H118ZM159 243H162V242H159ZM114 244H113V246L112 245L111 246L115 247ZM91 245H93V243L90 244V246ZM105 245L106 244H104V246ZM116 246H118V245H116ZM125 246H129V245H127V243H126ZM92 247L93 246H91V248ZM150 247H151V245H150ZM195 248H196L195 250H197L196 246H195ZM115 249H113V250L116 251L117 249L116 250ZM135 249H136V247H135ZM153 249H154V246H153ZM163 249H165V248H163ZM85 250H86V247H85ZM76 251H75V253H76ZM180 251H181V249H180ZM180 251L178 250V252H180ZM198 251L200 252V248L198 249ZM131 252H132V250H131ZM199 252L198 253L196 252V253L199 254ZM134 253H137L136 250L134 251ZM146 253L148 254V253H150V251H148ZM71 254H72V252H71ZM71 254H69V255L71 256ZM76 254H74L73 256L75 257ZM139 254L141 255L142 253L138 252L137 255H139ZM186 254L187 253H185V255L183 254L184 255L183 257H185ZM106 255L104 257L102 256L103 260H104V258H106ZM126 255L127 254H125L124 256L126 257ZM131 255H132V253H131ZM144 255H146V254H144ZM148 255H146V257ZM181 255H182V253H181ZM54 256L55 257L59 256V258H55ZM107 256H109V255H107ZM133 256H135V254ZM74 257L71 256V258H74ZM135 257L137 258V256H135ZM82 258H84V257H82ZM153 258L154 257H152V259ZM124 259L125 258L122 259V264H123ZM186 259H188V258H186ZM78 260L80 261V259H78ZM97 260H99V259H97ZM128 260H129V258H128ZM150 260L139 259V258H137L135 260L134 258H131L132 262L130 261V263L131 264H153V263L149 262ZM90 261H93V260H89L87 257H85L84 260L79 264H93ZM107 261H109V259ZM110 261H109V263H110ZM163 261H165V260L163 259ZM178 261L180 262L179 259H178ZM69 262L70 263L67 262L66 264H75L76 263V262L71 263V261H69ZM103 262H106V261L104 260ZM124 262H128L127 259L124 260ZM112 263H115V262H112ZM112 263H110V264H112Z\"/></svg>",
	"mask_w": 264,
	"mask_h": 264
},
{
	"label": "water",
	"instance_id": "water-1",
	"mask_svg": "<svg viewBox=\"0 0 264 264\" xmlns=\"http://www.w3.org/2000/svg\"><path fill=\"white\" fill-rule=\"evenodd\" d=\"M26 263V248L12 234L0 233V264Z\"/></svg>",
	"mask_w": 264,
	"mask_h": 264
}]
</instances>
